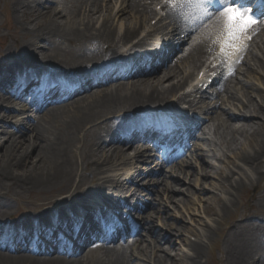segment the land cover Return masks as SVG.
<instances>
[{"label":"bare ground","instance_id":"1","mask_svg":"<svg viewBox=\"0 0 264 264\" xmlns=\"http://www.w3.org/2000/svg\"><path fill=\"white\" fill-rule=\"evenodd\" d=\"M103 2L105 0H84L80 4L88 13V21L85 20L84 23L83 20L70 19L63 11H59L43 0H12L15 25L24 37L21 41L17 33H13L10 36L12 43L4 50V58H0V61L4 62L0 64V119L12 118L13 116L9 111L15 109L13 107L15 103L10 102L11 97L5 92L8 90L9 82H15L17 79L30 75L45 76L54 71L59 72V74H69L77 70L76 68L86 67L85 64L89 60L97 64L107 63L120 56L121 48L129 47L128 50H134L143 48L149 43L152 37L151 32L156 31L159 25H155L153 31L148 33L146 37H138L144 23L147 24L149 16L153 13L151 7L142 5V0H123L117 13L123 23L120 24V30L117 31L111 19L106 17L103 18L98 27L94 26V13L104 11ZM110 9L112 8L110 7ZM125 13L133 14L134 21H128L126 16H123ZM43 20L46 21L43 22ZM6 25L10 26L11 22L6 23ZM93 29L94 31H92ZM30 36L32 39L29 40ZM135 39H137L136 42ZM260 40L263 42L264 37H261ZM7 42L6 36L0 37L2 47L6 46ZM57 43L65 44L67 50L53 51ZM40 45L49 49L51 47L52 53L49 55L42 54L40 48L38 49ZM10 47H13V53L9 50ZM58 51L61 53L59 54ZM79 52L81 53L79 54ZM204 52L202 46L196 47L183 60H180L179 64H170L161 75L154 76L146 83L133 86L130 89L98 90L78 98L73 105L56 109L46 108L48 111L45 112L47 113L38 121L30 120L27 117L21 120L15 131L3 127L0 131V187H3L6 193L10 190L22 189L33 192L58 191V193L69 190L72 191L71 196L77 195V202L73 206L81 205V208L78 207L74 210L58 209L59 203L68 200L67 197L61 196L62 198L45 203L48 206L54 205V210L40 211L22 221H17L15 216L2 215L0 212V229L5 221H8L12 227H20L22 223L23 227L26 228L25 235L32 234L33 224L44 229L46 227L54 228L53 226L56 224L58 226L69 225L76 221L77 216H84L91 210L96 212V209L93 210L89 203L87 205L93 194L97 193L95 196H99L97 198L98 205H101L102 202H114L115 200L112 198L116 193L129 192L131 188L127 184V176L123 177L126 173H123L119 179H114L113 175H109L112 171L118 170L119 166L134 165L129 162L127 148L132 151L135 145H131V147L121 146L118 138L120 135L124 136V131L127 127L129 128L131 120L141 124L144 119L152 115L155 105L163 103L170 98L169 96L178 92L189 77V69L197 65L200 61V55ZM258 59L252 66V70L255 72L264 71V53L258 55ZM58 64L60 65L58 66ZM138 81L136 80V82ZM243 82L247 87L252 88L250 82L244 80ZM118 87L114 84L109 88ZM230 90L229 88L228 92ZM196 91L200 93L201 90L197 88ZM246 91L248 92V90ZM257 93L261 101L255 103L251 100L252 102L250 101L248 105L238 106V111L241 113L238 114L239 116L230 115L229 110L225 111V115L229 114L228 118L230 119L227 120L226 129L232 139V148L241 149L240 152L234 154L241 164L232 162L233 169L225 172L219 182L224 187L223 194H216L211 197L219 204L220 215L212 204L205 207L206 213L218 216L219 223L223 221L224 215H228L232 208L236 207L240 193L248 184L257 187L258 182L264 181V92L258 91ZM231 94V97L236 99L235 95ZM186 98L184 96L178 97V101ZM3 105L9 109L1 110ZM254 114L259 115L263 120H254ZM236 118L242 121L234 122L233 119ZM213 126L214 124H210L209 127L207 126L202 130L203 139L210 149H212L213 144L217 145V142L210 138L209 132ZM247 141L248 151L244 148ZM110 142L116 144L110 145ZM198 149L199 147L195 151ZM203 156V154L197 153L196 158L202 160ZM213 158L218 159V155L213 153ZM193 164V161H187L188 167L194 166ZM132 168L127 169L135 170V166ZM173 170L164 171L157 179L156 194L148 205L155 211L153 214L151 212L146 214L145 212L140 219L141 228L151 235L156 233L158 238H166L165 233L156 229L155 222L160 219L158 214H160L162 207H166L162 202L163 197L160 200L158 198L163 195L162 192L164 191V194L169 195L168 199L172 200L170 193L174 194L178 191V188L174 187L176 185L174 183L179 181V177L183 174L187 179L191 172V170L183 171L179 168L181 170L178 173L179 176L172 178ZM141 175L143 173L140 172L132 177L135 180ZM169 178L173 179L172 183H169ZM99 188L105 190L101 191ZM99 191L103 193L99 194ZM73 198L70 197L69 199ZM255 199L260 205L255 212L261 213L260 217L262 218L259 217V219H263L264 190H261ZM4 200V197L0 195V204L3 205ZM251 209L253 208L251 207ZM103 211L101 212L103 213ZM164 225L170 230L178 229L173 224L164 223ZM258 230L251 220L248 224H236L229 230L225 242L227 264H264V246L261 248L258 244H264V235ZM10 231L0 230L2 242L9 238L21 237L15 233L18 232V229L15 228L12 231L14 233ZM217 231L216 227L207 226L205 235L211 238ZM25 235L24 237H27ZM138 241L147 242L142 236L133 243ZM156 241L151 236L152 244ZM186 244L190 250V253H187L186 264H202L201 256L204 251L202 242L198 240ZM3 248L9 250V247ZM136 248L137 252L134 250L133 253H129L127 258L125 255H119L112 261H105V264H176L170 257L166 258L155 252L152 255L150 253L151 245L142 244L137 245ZM110 255H113V252L97 253L87 257L84 261L102 260V258L110 257ZM71 263L74 264L75 262L70 261L68 263L62 257L43 259L21 253V251H18L16 255L0 252V264Z\"/></svg>","mask_w":264,"mask_h":264},{"label":"rangeland","instance_id":"2","mask_svg":"<svg viewBox=\"0 0 264 264\" xmlns=\"http://www.w3.org/2000/svg\"><path fill=\"white\" fill-rule=\"evenodd\" d=\"M47 4L52 7H56L59 11H63L68 15L70 19H77L88 21V13L84 11V7H81L80 4L83 0H43ZM81 1V2H80ZM143 1V0H142ZM146 1V0H144ZM105 5L104 11L102 13H94V26L98 27L99 23L103 20V18H110L111 22H113V26L117 31L120 30V24L123 23L120 16L117 14L118 9L121 5V0H105L103 2ZM109 8H106L107 6ZM110 7L112 9H110ZM80 8V9H79ZM12 9V0H0V37L6 36L8 38V42L6 46L0 45V58H4V50L12 43L11 35L13 33H17L18 37L22 41L23 33H21L20 29L15 25V17L13 15ZM13 15V16H12ZM126 16L125 18L128 21H134L133 14H123ZM154 19V15L151 14L149 16V20ZM12 20V21H11ZM47 20H50L47 18ZM46 20H43L45 22ZM127 21V23H128ZM11 22V25L8 26L6 23ZM40 27V25H39ZM84 27V26H81ZM94 31V29L92 30ZM142 32V31H141ZM32 39L30 36L29 40ZM19 40V41H20ZM42 42V41H41ZM43 43V42H42ZM89 45L87 44V47ZM40 48L41 53L45 55H49L52 53L51 47H42ZM128 49V48H127ZM11 53H13V47H10ZM56 50H67L65 44H56L54 46L53 51ZM124 48L120 49V53L123 52ZM61 51H58L59 54ZM81 52H79L80 54ZM126 56V55H125ZM4 62L0 61V64ZM56 63V62H55ZM96 62L87 61L85 64L88 66H93ZM247 65H245L242 69V75L238 76V79H234L231 81L230 86L229 83H223V89L225 85L230 88V92L221 91L219 96L215 99H209L207 96L202 97L201 99L204 101V106L210 104L208 107L212 106L214 103H217L219 107H216L211 110V113L208 115H204L198 112V114L208 123V127L210 124H214L211 129L210 138L217 142V145L213 144L212 149L206 146V141L204 139L200 140L198 149L193 155H191L182 165H180V169L191 170L190 175L187 179H185V174L179 177V181H176L175 188H178V191L174 194L170 193L172 196V200L168 199V194L164 191L163 195L159 196V200L163 197L164 200L162 202L166 207H162V210L158 216L160 219L156 220V229L162 231L166 234V238L159 237L156 233L151 235L145 231V229L140 227L138 235H135L133 239H136L139 236H143L144 238L149 237L150 235L155 237L159 243L154 245L150 250V253H157L166 258H172V260L176 264H186L187 261V253H190V250L187 247V242L201 241L204 246V251L201 256L202 264H227V256H226V248L225 242L227 239V234L229 230L236 224L243 223L248 224L250 220L254 222L258 231L263 234V226H264V218L259 219L261 213L255 212L259 208V203L256 201L255 197L260 193V191L264 190V181L258 182V186L254 187L248 184V186L244 189L243 192L240 193L238 198V202L236 207L232 208L228 215H224L222 217L223 221L221 223L218 222V216L205 212V207L208 204H212L215 206V209L218 211L219 215V204L215 202L214 199H211L213 195L223 194L224 187L221 185L220 180L221 176L225 173L233 169L232 162L236 164H241V162L235 157L234 154L240 152L241 149L238 147H233L231 145V136L229 135L227 127V120L230 115H238L241 114L238 110L240 105L246 104L248 105L251 100L255 101V103L260 102L261 98L258 95V91L264 92V71L255 72L249 67L254 63V59L252 55H250L247 59ZM7 65V64H6ZM60 64H58L59 66ZM82 69V68H80ZM186 70V67H184ZM199 69V68H198ZM197 69V70H198ZM191 69H189L190 71ZM196 70V71H197ZM195 73V72H194ZM161 75V74H160ZM191 79V78H190ZM189 79V80H190ZM243 80L246 82H250L252 84V88L247 87ZM185 88V87H184ZM215 88H212L213 91ZM183 90V89H182ZM180 90L178 94L181 93ZM248 90V92L246 91ZM231 93H233L236 99L231 97ZM172 96V95H171ZM169 96V97H171ZM252 102V101H251ZM213 103V104H212ZM229 110V114L225 115V111ZM120 115V114H119ZM118 116V115H113ZM239 116V115H238ZM110 117V116H109ZM254 120L262 121V117L259 115H253ZM108 118V117H107ZM104 120V119H103ZM234 122L242 121L233 119ZM5 122V120H4ZM2 119H0V131L3 127L11 122L5 124ZM12 126H19V121L15 120L12 122ZM10 126V125H8ZM205 126V127H207ZM7 129L14 131L13 127H7ZM29 133V131H28ZM114 143L110 142V145ZM219 144V145H218ZM109 145V144H108ZM107 145V146H108ZM248 141L244 145L245 150H249ZM238 148V149H237ZM210 149V150H209ZM209 150V152H208ZM212 151V152H211ZM203 154L204 158L202 160L197 159L196 155ZM213 153L218 155L217 158H213ZM187 161H193L192 167L187 166ZM114 175L115 173H109ZM235 174V173H234ZM237 176V175H235ZM96 186V184H94ZM101 189V188H99ZM103 190V189H102ZM105 190V189H104ZM16 192V193H15ZM72 191H64L61 193L59 191H27V190H18L6 193L5 189L0 187V195L4 197V204H0V212L2 215H11L15 216L17 221L25 220L32 215L39 213L40 211H46L48 209H53L54 205H45L50 200H56L58 198H62L61 196H65L68 200H63L59 203V207L70 206L73 203L77 202V195L74 194L71 196ZM70 197H74L73 199H69ZM211 199V200H210ZM251 207L253 209H251ZM54 210V209H53ZM155 210L148 207L146 213L153 214ZM223 215V214H222ZM167 217V218H166ZM249 218V219H247ZM262 218V217H260ZM166 219V222H165ZM1 220V219H0ZM164 223L173 224L178 229H168L165 227ZM207 226H214L218 229L216 233L212 235L211 238H208L205 235V230ZM10 227L8 221H5L1 229H7ZM238 227V226H237ZM181 229V230H180ZM157 231V232H158ZM162 242V244H160ZM147 245L146 242L138 241L135 245L132 246V253L134 250L137 252V245ZM261 248H263L264 244L258 243ZM1 252V251H0ZM8 253V252H7ZM5 253V254H7ZM10 254V253H8ZM264 258V256H263Z\"/></svg>","mask_w":264,"mask_h":264},{"label":"snow or ice","instance_id":"3","mask_svg":"<svg viewBox=\"0 0 264 264\" xmlns=\"http://www.w3.org/2000/svg\"><path fill=\"white\" fill-rule=\"evenodd\" d=\"M172 7H178V4L172 3ZM181 4L195 5L202 10L209 19L215 16L218 26L219 43L221 55L228 56L230 51H238L244 46V40L251 37L247 34L254 31L259 26L260 18L255 15V10L247 6L241 7L236 0H180ZM219 5L218 9L211 11L213 4ZM261 6L264 8V0H261ZM264 16V11L261 12Z\"/></svg>","mask_w":264,"mask_h":264}]
</instances>
